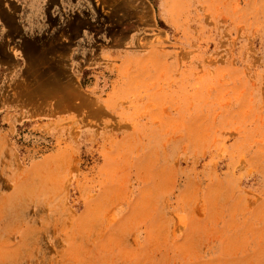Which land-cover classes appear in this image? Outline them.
Segmentation results:
<instances>
[{"label":"rangeland","instance_id":"1","mask_svg":"<svg viewBox=\"0 0 264 264\" xmlns=\"http://www.w3.org/2000/svg\"><path fill=\"white\" fill-rule=\"evenodd\" d=\"M0 264H264V0H0Z\"/></svg>","mask_w":264,"mask_h":264},{"label":"bare ground","instance_id":"2","mask_svg":"<svg viewBox=\"0 0 264 264\" xmlns=\"http://www.w3.org/2000/svg\"><path fill=\"white\" fill-rule=\"evenodd\" d=\"M41 85V84H40ZM56 99V98H55ZM57 103V102H56Z\"/></svg>","mask_w":264,"mask_h":264}]
</instances>
